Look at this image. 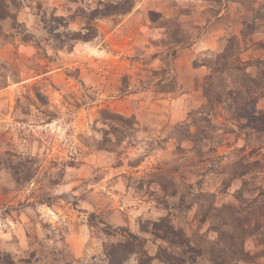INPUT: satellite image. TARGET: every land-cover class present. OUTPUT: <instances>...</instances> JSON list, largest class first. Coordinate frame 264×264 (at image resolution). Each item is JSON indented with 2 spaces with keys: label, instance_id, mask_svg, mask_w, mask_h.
Listing matches in <instances>:
<instances>
[{
  "label": "rangeland",
  "instance_id": "374dc122",
  "mask_svg": "<svg viewBox=\"0 0 264 264\" xmlns=\"http://www.w3.org/2000/svg\"><path fill=\"white\" fill-rule=\"evenodd\" d=\"M261 59L264 0H0V264H106L161 216L190 244L143 233L153 264L232 239L264 264V89L247 117L215 98Z\"/></svg>",
  "mask_w": 264,
  "mask_h": 264
},
{
  "label": "trees",
  "instance_id": "16d2710c",
  "mask_svg": "<svg viewBox=\"0 0 264 264\" xmlns=\"http://www.w3.org/2000/svg\"><path fill=\"white\" fill-rule=\"evenodd\" d=\"M133 1H129L126 6L123 4H109L104 5V9H95L93 16H106L116 13H123L132 8ZM94 35H84V39L88 40ZM218 59L225 58L226 54L221 53L218 55ZM254 65L257 68V75L247 73L244 66H235V69H239V73L233 74L232 81L233 86L231 89H223L215 96L216 101L224 103L227 110H229L235 117H247L250 113V109L253 106L254 102L257 100L254 93L262 91L264 89V60H258L254 62ZM225 67L224 64H221L219 70H223ZM226 68H230V65H227ZM211 88H206V96L209 100H212V95L210 94ZM215 101V99H214ZM115 116V115H114ZM115 120H120L123 123H130V119L124 116L111 117ZM241 219V218H239ZM141 224V223H140ZM240 223H238V226ZM125 234L123 238L117 242H108L104 246L105 256L108 260L106 264H125L132 256L136 257L135 264H153L155 257L149 253L146 247V239L142 237L143 233L151 232L156 237L163 238L167 240L172 246L179 245L185 246L189 245V240L185 237L184 230L175 225L171 218L166 216H161V218L152 222V225L146 227L141 224L139 227V232L134 233L132 231H124ZM166 233L172 235L168 237ZM178 236V237H177ZM178 239H175V238ZM231 244L234 246V249L237 251H232L231 254L227 253L222 257H218L219 261L216 259V264H228V261L232 258L237 252H243L244 245L241 241H236L235 239L231 240ZM192 250H195L194 245L192 244ZM214 257H217L216 252L212 251ZM170 256V264H175L174 260L178 259L173 254L167 253Z\"/></svg>",
  "mask_w": 264,
  "mask_h": 264
}]
</instances>
